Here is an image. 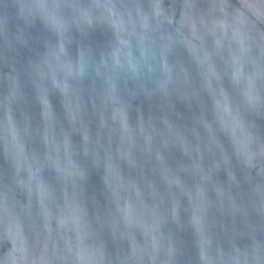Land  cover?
Segmentation results:
<instances>
[{"label": "water", "instance_id": "obj_1", "mask_svg": "<svg viewBox=\"0 0 264 264\" xmlns=\"http://www.w3.org/2000/svg\"><path fill=\"white\" fill-rule=\"evenodd\" d=\"M0 264H264V0H0Z\"/></svg>", "mask_w": 264, "mask_h": 264}]
</instances>
